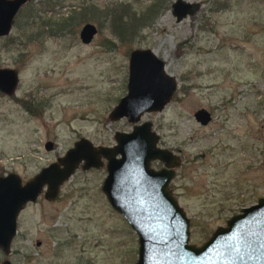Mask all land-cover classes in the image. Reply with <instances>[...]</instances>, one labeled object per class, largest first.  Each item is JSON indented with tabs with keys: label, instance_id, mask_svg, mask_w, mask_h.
I'll list each match as a JSON object with an SVG mask.
<instances>
[{
	"label": "rangeland",
	"instance_id": "obj_1",
	"mask_svg": "<svg viewBox=\"0 0 264 264\" xmlns=\"http://www.w3.org/2000/svg\"><path fill=\"white\" fill-rule=\"evenodd\" d=\"M173 1L31 0L38 15L52 21L45 25L38 18L26 22L28 6L19 8L10 32L0 37V67L13 68L17 78L13 92H0V175L13 171L24 182L80 137L114 145V133L133 125L125 117H107L126 92L128 52L149 48L176 87L160 110L142 113L139 122L149 120L157 146L181 157L169 188L189 218V242L199 245L264 196V0H184L199 6L178 20ZM152 5L156 9L123 39L111 30L113 13L127 25ZM72 15L61 32L45 31ZM85 22L96 26L87 43L78 37ZM37 28L42 34L29 38ZM201 106L212 115L206 124L192 115ZM105 172L104 164H79L57 198L39 194L26 202L0 259L132 264L136 234L107 202L100 188Z\"/></svg>",
	"mask_w": 264,
	"mask_h": 264
},
{
	"label": "water",
	"instance_id": "obj_2",
	"mask_svg": "<svg viewBox=\"0 0 264 264\" xmlns=\"http://www.w3.org/2000/svg\"><path fill=\"white\" fill-rule=\"evenodd\" d=\"M27 1L0 0V37L10 32L17 11ZM198 6L197 2L174 0L171 12L178 20ZM95 33L96 26L85 22L78 37L87 43ZM16 81L13 68L0 67V92H13ZM125 86V94L107 117H125L133 125L128 132L114 133V145H93L80 137L62 156L24 182L13 171L0 175V250L9 252L16 216L26 202L34 201L41 191L46 200L54 199L62 182L79 164L82 169L104 164L106 172L100 188L137 236L132 264H264V196L241 207L199 245L188 242L189 218L168 186L179 159L169 149L156 145L158 136L149 120L139 122L142 113L160 110L169 101L175 79L165 72L163 60L151 49L133 48L128 52ZM193 116L201 124L209 118L202 106L193 111ZM51 144L47 141L44 147L48 149ZM152 160L160 161L161 166L152 168ZM0 264L10 261L3 258Z\"/></svg>",
	"mask_w": 264,
	"mask_h": 264
},
{
	"label": "trees",
	"instance_id": "obj_3",
	"mask_svg": "<svg viewBox=\"0 0 264 264\" xmlns=\"http://www.w3.org/2000/svg\"><path fill=\"white\" fill-rule=\"evenodd\" d=\"M31 0H28L25 4L28 6V14L26 16V22H32L35 21L37 18L40 19V24L41 25H45V24H49L51 23L52 21H49L48 18H42L41 16L38 15V12H36V7H35V4L37 3H30ZM39 2H42V0H39ZM38 2V3H39ZM53 2V0H43V3L45 4H49ZM217 5V4H216ZM215 5V8H217V6ZM155 5H152L149 9H148V12L147 14L145 15H141L136 22H133V23H127V25H124L122 24V22L120 21V13H113V15L111 16V30L118 36V38L124 37V34L126 32L129 31V29H131L133 26H135L137 24L138 21H141V20H145L148 18L149 14L151 12H153L155 10ZM85 14V13H84ZM74 18V15L70 16L69 18V21H58L56 22V24L53 26V27H49L48 29H46L45 31H47V33L49 34H55L57 32H61L62 31V27H66L70 22L71 20H73ZM45 19V21H44ZM49 26V25H48ZM128 30V31H127ZM32 32H28V37L30 38H33V37H38L42 34V29L41 30H38V28L36 30H31ZM33 32H37V33H33ZM36 34V35H35Z\"/></svg>",
	"mask_w": 264,
	"mask_h": 264
},
{
	"label": "flooded vegetation",
	"instance_id": "obj_4",
	"mask_svg": "<svg viewBox=\"0 0 264 264\" xmlns=\"http://www.w3.org/2000/svg\"><path fill=\"white\" fill-rule=\"evenodd\" d=\"M204 108H205V107H204ZM205 109L208 111V114H209V118H208V120H207V122H206V123H208V122L211 120L212 115H211V112L209 111V109H207V108H205ZM192 115H193V113H192ZM193 117H194V116H193ZM194 119H195V118H194ZM156 134H157V136H158V139H157V141H158V140H159V135H158V133H156ZM157 141H156V145H157ZM158 146L161 147V148H167V147H165V146H160V145H158ZM175 155L178 157L179 162H180V158H181V157L179 156V154H178V153H175ZM57 157H58V156H57ZM57 157H56V158H57ZM56 158H55V159H56ZM55 159H54V160H55ZM52 161H53V160H52ZM174 175H175V173H174ZM168 186H169V184H168ZM43 190H44V189H43ZM59 192H60V188H59ZM39 194H42V197H43V191H41ZM39 194H37L36 198L39 196ZM58 195H59V193H58ZM58 195H57V196H58ZM57 196H56L55 198H57ZM36 198H35V199H36ZM43 198H44V197H43ZM55 198H54V199H55ZM44 199H45V198H44ZM54 199H52V200H54ZM34 201H35V200H34ZM50 201H51V200H50ZM24 206H25V205H24ZM24 206H23V208H24ZM23 208H21V209L19 210L17 216H19V214H20V212L23 210ZM17 216H16V218H17ZM188 230H189V238H188V242H189V241H190V222H189V229H188ZM211 232H212V231H210L209 233L211 234ZM210 234H209V235H210ZM209 235H208V236H209ZM208 236H206L203 240H205ZM136 238H137V236H136ZM203 240H202V241H203ZM202 241H200L198 244H200ZM0 251H1V250H0ZM2 259H3V258H2ZM0 260H1V259H0Z\"/></svg>",
	"mask_w": 264,
	"mask_h": 264
}]
</instances>
